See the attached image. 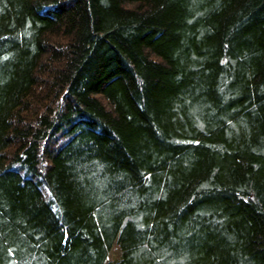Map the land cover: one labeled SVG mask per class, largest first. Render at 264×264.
Here are the masks:
<instances>
[{"label":"trees","instance_id":"trees-1","mask_svg":"<svg viewBox=\"0 0 264 264\" xmlns=\"http://www.w3.org/2000/svg\"><path fill=\"white\" fill-rule=\"evenodd\" d=\"M0 264H264V0H0Z\"/></svg>","mask_w":264,"mask_h":264},{"label":"rangeland","instance_id":"rangeland-1","mask_svg":"<svg viewBox=\"0 0 264 264\" xmlns=\"http://www.w3.org/2000/svg\"><path fill=\"white\" fill-rule=\"evenodd\" d=\"M114 255H115V253H114ZM116 256V255H115Z\"/></svg>","mask_w":264,"mask_h":264}]
</instances>
